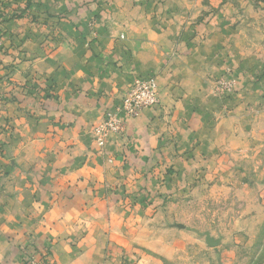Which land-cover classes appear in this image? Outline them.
I'll use <instances>...</instances> for the list:
<instances>
[{
	"label": "crops",
	"instance_id": "obj_1",
	"mask_svg": "<svg viewBox=\"0 0 264 264\" xmlns=\"http://www.w3.org/2000/svg\"><path fill=\"white\" fill-rule=\"evenodd\" d=\"M58 1L56 9L80 16L63 24L68 40L19 64L14 79L38 72L54 97L21 104L19 95L0 115L6 122L14 110L0 133V264L40 253L48 264H119L112 256L131 247L133 229L185 184L199 158L238 149L229 109L208 83L211 65L226 68L214 60H226L230 20L218 3L200 20V0ZM139 77L156 78L159 105L101 152L93 128Z\"/></svg>",
	"mask_w": 264,
	"mask_h": 264
},
{
	"label": "rangeland",
	"instance_id": "obj_2",
	"mask_svg": "<svg viewBox=\"0 0 264 264\" xmlns=\"http://www.w3.org/2000/svg\"><path fill=\"white\" fill-rule=\"evenodd\" d=\"M57 1L0 0V115L19 101V95L21 104H28L47 100L45 87L50 93V86L54 89L50 78L38 72L20 83L14 79L19 64L33 65L68 40L63 24L80 16L65 6L57 10ZM200 2V20L216 13L214 3L226 6L222 14L230 20L226 60H214L215 66L226 68L211 65L208 83L214 97L229 109L230 125L241 137L239 146L209 161L199 158L182 178L185 184L133 229L131 247L112 256L119 264H264V0ZM226 102L232 105L228 108ZM10 112L6 122H0L2 134L14 119L13 108ZM221 121L220 116L213 128Z\"/></svg>",
	"mask_w": 264,
	"mask_h": 264
},
{
	"label": "built area",
	"instance_id": "obj_3",
	"mask_svg": "<svg viewBox=\"0 0 264 264\" xmlns=\"http://www.w3.org/2000/svg\"><path fill=\"white\" fill-rule=\"evenodd\" d=\"M159 103L156 78H136L120 105L115 110L106 112L103 121L92 130L95 143L101 152L108 142L124 133L127 122L138 119L147 110L155 109ZM29 264H44V262L35 255L29 257Z\"/></svg>",
	"mask_w": 264,
	"mask_h": 264
},
{
	"label": "trees",
	"instance_id": "obj_4",
	"mask_svg": "<svg viewBox=\"0 0 264 264\" xmlns=\"http://www.w3.org/2000/svg\"><path fill=\"white\" fill-rule=\"evenodd\" d=\"M50 87H51V89H53V86H50ZM53 97H54V95L51 94L50 92H48V95L46 96V99L48 100V99H51ZM37 254H39V253H37ZM48 256H49V254L40 253L38 255V258L40 260H42L44 262V264H48V262H47V258H49ZM23 264H29V259H27V258L24 259L23 260Z\"/></svg>",
	"mask_w": 264,
	"mask_h": 264
}]
</instances>
